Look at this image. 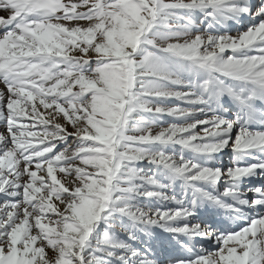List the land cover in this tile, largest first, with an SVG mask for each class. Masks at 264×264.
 <instances>
[{
  "label": "snow or ice",
  "instance_id": "obj_1",
  "mask_svg": "<svg viewBox=\"0 0 264 264\" xmlns=\"http://www.w3.org/2000/svg\"><path fill=\"white\" fill-rule=\"evenodd\" d=\"M0 84V264H264V0H0Z\"/></svg>",
  "mask_w": 264,
  "mask_h": 264
},
{
  "label": "rangeland",
  "instance_id": "obj_2",
  "mask_svg": "<svg viewBox=\"0 0 264 264\" xmlns=\"http://www.w3.org/2000/svg\"><path fill=\"white\" fill-rule=\"evenodd\" d=\"M233 34H235V32H233ZM3 87V85L2 84H0V88H2ZM225 160H227L228 159V157H225L224 158Z\"/></svg>",
  "mask_w": 264,
  "mask_h": 264
}]
</instances>
